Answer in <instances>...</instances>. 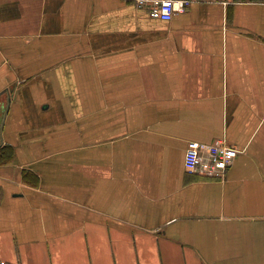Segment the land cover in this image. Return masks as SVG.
I'll return each instance as SVG.
<instances>
[{
  "label": "crops",
  "instance_id": "crops-1",
  "mask_svg": "<svg viewBox=\"0 0 264 264\" xmlns=\"http://www.w3.org/2000/svg\"><path fill=\"white\" fill-rule=\"evenodd\" d=\"M3 146L0 264H264V0H0Z\"/></svg>",
  "mask_w": 264,
  "mask_h": 264
},
{
  "label": "built area",
  "instance_id": "built-area-1",
  "mask_svg": "<svg viewBox=\"0 0 264 264\" xmlns=\"http://www.w3.org/2000/svg\"><path fill=\"white\" fill-rule=\"evenodd\" d=\"M137 8L148 10L151 18L164 22L185 12L191 0H133ZM239 154L237 148L216 140L213 144L190 142L184 154V170L188 175L222 178Z\"/></svg>",
  "mask_w": 264,
  "mask_h": 264
},
{
  "label": "trees",
  "instance_id": "trees-1",
  "mask_svg": "<svg viewBox=\"0 0 264 264\" xmlns=\"http://www.w3.org/2000/svg\"><path fill=\"white\" fill-rule=\"evenodd\" d=\"M12 148L9 146L0 147V162H7L11 157Z\"/></svg>",
  "mask_w": 264,
  "mask_h": 264
}]
</instances>
